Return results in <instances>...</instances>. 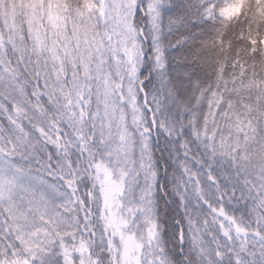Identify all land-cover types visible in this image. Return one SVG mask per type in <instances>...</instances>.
<instances>
[{"label": "snow or ice", "instance_id": "1", "mask_svg": "<svg viewBox=\"0 0 264 264\" xmlns=\"http://www.w3.org/2000/svg\"><path fill=\"white\" fill-rule=\"evenodd\" d=\"M0 264H264V0H0Z\"/></svg>", "mask_w": 264, "mask_h": 264}]
</instances>
